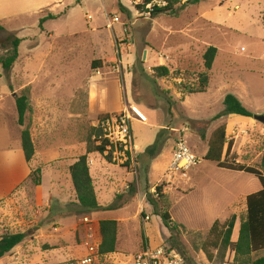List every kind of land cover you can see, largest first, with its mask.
I'll list each match as a JSON object with an SVG mask.
<instances>
[{"label": "rangeland", "instance_id": "374dc122", "mask_svg": "<svg viewBox=\"0 0 264 264\" xmlns=\"http://www.w3.org/2000/svg\"><path fill=\"white\" fill-rule=\"evenodd\" d=\"M58 1L48 3L51 7L41 14L1 22L6 31L0 33V56L9 50L10 38L21 40L7 82L29 96L24 127L34 145L30 174L40 169L32 178L42 179L44 186L62 180L61 168L83 153L100 115L138 105L147 117L146 125L131 123L129 158L113 151L110 165L95 163L91 168L101 209L80 213L79 207L74 208L78 219L87 216L95 226L102 220L117 222L116 252L101 256L95 264H134L139 254L164 245L179 253L184 264H245L264 256L262 250L237 258L221 246L211 250L213 260L208 262L201 250L212 223L223 224L231 216L236 217L231 242H236L245 218L243 195L259 184L252 175L216 171L213 163L202 160V154L211 134L226 124L223 155L228 141L235 148L227 160L253 168H260L264 161V123L253 118L264 115V0H201L176 16L160 14L152 19L146 12L149 6L144 11L135 8L139 0H83L81 8L76 0ZM153 3L161 5L160 0ZM215 3L221 6L214 9ZM64 11L39 29L42 16ZM115 17L119 22L108 27ZM208 47L217 53L206 72L202 55ZM105 59H109L106 65L90 69L92 61ZM158 66L166 67L169 75L157 77L153 68ZM204 73L208 77L205 93L188 95L185 89L198 88V77ZM227 94L234 95L252 118L227 115L212 121L223 110ZM16 121L14 106L0 109V149L20 147L24 127ZM157 136L158 148L153 155L147 154ZM178 137L184 138L198 159L199 175L193 173L195 166L187 179L170 178ZM66 181L65 189H71V181ZM156 186H162L164 197L154 194ZM107 206L114 209L105 210ZM161 211L169 214L170 228L157 216ZM20 213L16 221H0V237L25 235L0 264H70L86 254L79 225L74 237L67 233L63 239L66 247L49 251L40 237L32 240L28 228L33 234L35 227L20 224ZM23 213L32 218L29 208Z\"/></svg>", "mask_w": 264, "mask_h": 264}, {"label": "trees", "instance_id": "16d2710c", "mask_svg": "<svg viewBox=\"0 0 264 264\" xmlns=\"http://www.w3.org/2000/svg\"><path fill=\"white\" fill-rule=\"evenodd\" d=\"M134 2L135 0H129ZM161 5L154 4V0H139V4L135 6L139 11H144L147 6L149 10L146 12L149 17L155 18L160 14H170L176 16L181 10H184L189 5H195L201 0H160ZM79 3V0H77ZM53 15H47L40 19L39 29H42L43 23L49 20H55ZM4 29L0 26V33ZM10 48L3 55L0 56V65L4 70L6 77L11 71L14 63L18 58V47L21 40L15 37L10 38ZM216 49L208 47L202 55L203 67L206 72L210 71L212 64L216 57ZM109 59L94 60L90 65L91 70H96L108 63ZM153 72L159 78L167 77L169 71L166 67L158 66L153 68ZM208 84L207 74H200L198 77V88L191 89L186 88L185 92L188 95L205 93ZM23 92V93H22ZM19 95H14L15 109L17 113V125L21 128L24 127L25 115L29 111V96L27 91L23 90ZM223 110L212 118L215 121L221 117L227 115H235L238 117L250 119L252 114L245 109L241 102L231 94L225 95L223 98ZM105 113L98 117V120H105L111 115ZM93 138V139H92ZM202 140H205L204 136H201ZM92 139V140H91ZM225 127L220 126L212 134L206 142L204 152L202 154V160L216 164L219 169H224L233 172H243L248 175L254 176L261 189L253 194L248 195L245 198V218L239 224L238 236L236 242H231L232 232L235 226L236 217L231 216L229 220L220 224L215 220L208 232L207 238L203 243L201 250L205 255L208 262H212L213 256L211 250H219L221 246L224 250L229 249L237 258H248L252 253H256L264 250V161H262L260 168H253L244 165H240L235 160H227V155L231 151L232 141H228L227 147L224 153ZM20 146L24 155L26 163H30L34 157V145L31 139L30 131L27 127H24L20 134ZM110 147V150H108ZM158 148V136L154 143L148 147L146 153L153 155ZM114 151L113 146L109 145V142L104 138V134L100 128H91L87 136L85 143V153L78 156L76 161L68 169L72 188L75 193V199L79 206L80 213H91L99 211L101 207L96 200L92 179L89 174L88 168V154L97 153L104 156L106 162L111 163V153ZM125 155L129 158V152H125ZM40 169L33 171L30 174L32 178L33 174H39ZM32 183L35 186L40 185L39 178H32ZM155 195L159 198L164 197L162 192V186L155 187ZM105 210H113V206H107ZM165 227L169 226V214L166 211H161L157 215ZM95 234L97 237V253L99 256L109 255L116 252L117 246V222L113 220L99 221L95 226ZM25 238L23 233H11L4 234L0 237V259L6 254L10 253L16 246L20 245ZM245 264H264V256L258 257L253 261H245Z\"/></svg>", "mask_w": 264, "mask_h": 264}, {"label": "crops", "instance_id": "0c3cea01", "mask_svg": "<svg viewBox=\"0 0 264 264\" xmlns=\"http://www.w3.org/2000/svg\"><path fill=\"white\" fill-rule=\"evenodd\" d=\"M82 1L83 0H81L80 2L79 0V3H77L76 0L75 5L81 8ZM48 3H52L53 5H55V4H59V1L58 0H0V26L3 27L4 24L2 25L1 22L7 19H17L30 14L33 15L41 14L46 9L51 7V6H47ZM217 6L218 7L221 6V3H215L214 9ZM64 13L65 11L59 15H55L56 19ZM43 17L44 16H42L41 18ZM3 29L5 30L4 27ZM10 33L16 34L15 31ZM11 74L12 72L10 71L8 73L10 81H11ZM0 82L2 85L0 87V109H3V107L6 106H8L10 109H13V106L15 107L14 95L15 94L19 95L21 93V90L20 88H15L12 85V83L9 84L7 82L6 74L2 69L1 65H0ZM3 114L4 116L6 115L5 112ZM224 125L225 128L228 129V126L226 124ZM230 126L232 127L233 125L231 124ZM231 151L232 154L235 153L234 152L235 148L234 150ZM84 153L85 150L83 151L82 154ZM94 154L97 153H91L88 154L87 156L89 174L91 172V168L95 165V163H97L98 165H105V163L108 164L102 158L101 155L97 154L96 156L98 158H94L93 156ZM76 158L73 157L72 161L67 166L65 167L63 166L61 168L62 172L63 171L65 172L64 173L65 176L64 178H62V180H55L56 182L54 180H51L47 183V186H44L43 180L40 179V185L35 186L29 181L30 172H31L30 164L26 163L23 152L21 150V146L16 149L1 148L0 149V213H1L0 221H4V220L16 221L17 215L21 212L20 215L22 216H20V224H25V226L28 227V224L31 223L32 227L33 226L35 227V233L33 234L31 232L32 230L30 231V228H28L29 234L32 235L33 237L32 240H34V238L40 237L39 239H41L44 243H48L49 247L51 248L49 249V251L61 250L63 249V247H66L67 242L64 241L63 239L66 237L67 233H71L74 237L79 225L78 223L79 219L77 218L76 212L74 210V208H77L79 206L77 205L75 199V193L72 188V184H71V189L69 188H67V190L65 189L67 187V186L65 187L67 183L66 180L68 179L70 180L68 169L76 161ZM213 165L215 166L216 171H220L222 173L233 172L224 169H219L214 163ZM196 168L197 166L194 168V170ZM193 173L195 175H199L200 171L196 169ZM235 173H239L242 175L245 174L243 172H235ZM260 189H261L260 184H257L254 187L253 191L244 193L243 195L244 203H245V198L248 195L256 193ZM65 204H68L71 207L65 208L66 206ZM27 208H29L30 211L32 212L31 219L26 218L25 214L23 213ZM49 227L52 229L51 232L47 230ZM5 231L7 232V230ZM45 232H48V234L47 235L44 234ZM34 234L35 236H33ZM50 239H57L59 241L58 242L55 241L56 243H50L47 241Z\"/></svg>", "mask_w": 264, "mask_h": 264}, {"label": "built area", "instance_id": "2783aa9c", "mask_svg": "<svg viewBox=\"0 0 264 264\" xmlns=\"http://www.w3.org/2000/svg\"><path fill=\"white\" fill-rule=\"evenodd\" d=\"M90 19V16L87 17ZM115 17L109 20L108 27L114 23H118ZM146 125L147 117L137 105L124 107L119 115H111L105 120H98L96 127L100 128L104 134V138L113 146L114 153L117 154L129 152L133 148V139L131 135V123ZM110 150V147H108ZM198 159L190 152L187 143L183 137H178L174 141L171 166L169 168L171 176H179L187 179L189 171L197 165ZM80 230L84 232V240L81 244L86 254L73 260L70 264H95L101 256L97 253V237L95 234V225L87 216L79 219ZM134 264H184L179 253L174 251L170 246L164 245L153 250H147L139 254Z\"/></svg>", "mask_w": 264, "mask_h": 264}, {"label": "water", "instance_id": "95a60500", "mask_svg": "<svg viewBox=\"0 0 264 264\" xmlns=\"http://www.w3.org/2000/svg\"><path fill=\"white\" fill-rule=\"evenodd\" d=\"M145 59V55L143 57V60ZM253 118L258 121V122H261V123H264V115L262 116H253Z\"/></svg>", "mask_w": 264, "mask_h": 264}, {"label": "bare ground", "instance_id": "6f19581e", "mask_svg": "<svg viewBox=\"0 0 264 264\" xmlns=\"http://www.w3.org/2000/svg\"><path fill=\"white\" fill-rule=\"evenodd\" d=\"M134 149H135V147H134Z\"/></svg>", "mask_w": 264, "mask_h": 264}]
</instances>
